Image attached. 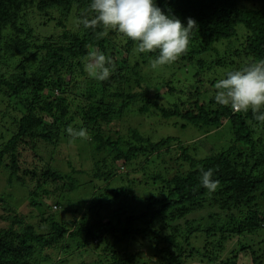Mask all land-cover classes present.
I'll return each mask as SVG.
<instances>
[{
	"label": "trees",
	"instance_id": "16d2710c",
	"mask_svg": "<svg viewBox=\"0 0 264 264\" xmlns=\"http://www.w3.org/2000/svg\"><path fill=\"white\" fill-rule=\"evenodd\" d=\"M89 3L0 0V264H264V124L213 100L218 79L264 59V0H156L195 26L186 53L155 70L157 53L80 24ZM89 51L111 61L108 79L88 76ZM128 111L224 143L200 157Z\"/></svg>",
	"mask_w": 264,
	"mask_h": 264
},
{
	"label": "clouds",
	"instance_id": "9594fccd",
	"mask_svg": "<svg viewBox=\"0 0 264 264\" xmlns=\"http://www.w3.org/2000/svg\"><path fill=\"white\" fill-rule=\"evenodd\" d=\"M86 14L80 20L85 29L102 25L107 35L115 30L136 45L137 55L155 52L151 68L158 69L175 63L188 49L190 32L195 21L187 23L170 16L157 6L156 0H90ZM84 70L97 81H104L111 74V61L97 51H89L84 58ZM214 102L228 107L234 113L253 114L259 124H264V59L228 71L214 85ZM83 134V132H82ZM201 186L215 192L219 181L213 179L212 170L202 171Z\"/></svg>",
	"mask_w": 264,
	"mask_h": 264
},
{
	"label": "rangeland",
	"instance_id": "374dc122",
	"mask_svg": "<svg viewBox=\"0 0 264 264\" xmlns=\"http://www.w3.org/2000/svg\"><path fill=\"white\" fill-rule=\"evenodd\" d=\"M70 27V25H69ZM243 30L242 25L238 26V35L235 38H232V45H237V43H239L240 40V32ZM223 48V46H222ZM122 50V49H121ZM124 51V50H123ZM183 78L185 79V77L183 76ZM182 78V79H183ZM186 80H183L182 82H176L178 83L179 86H185L186 91L189 90V82H185ZM162 85L158 84L156 86L157 90L163 91L164 89H161ZM5 107V105H3L0 102V109L3 110V108ZM6 109V107H5ZM4 109V110H5ZM17 115H19V111H16ZM126 118L129 119V123L133 126H137L139 128H141V130L144 132V134H149L151 136L152 139L158 140L160 138H162L163 136H172V137H176L178 140H181L184 143H189L192 144L193 142H195L197 145H199V153L198 155L200 157L204 156L206 154V150H209V148L214 147L215 149H219L220 144H223L224 142V138L220 139V138H216L213 135H215L216 133H213V131L211 130L210 134H204L201 130L197 129L194 126L191 125H187L186 127H181L180 125V121H176V123H174L175 121H163L160 120L159 118H153L151 120L145 121V122H139L137 119H134L130 116L129 111L126 112ZM115 127L116 130L120 129L121 134L125 133V129H124V125L123 122L120 121L119 119L114 120L111 123V127ZM110 130V126L107 129V131L109 132ZM226 140V138H225ZM203 143V144H202ZM220 143V144H219ZM78 146V144H77ZM84 156H87V154L82 153ZM29 161V160H27ZM89 168V167H87ZM123 172H125V174L127 175V179H136L139 182H141L143 180V178L141 177L142 171L140 172H135V171H131L130 173H128V171L124 170ZM0 175H1V169H0ZM102 187H104L105 183L100 184ZM143 185H138L135 186V190L140 191L142 189ZM10 188V187H9ZM11 189V188H10ZM87 197V192L84 191V193H76L73 196V199L78 200L80 198H86ZM136 204V201L133 202V206ZM138 204V203H137ZM136 204V205H137ZM22 211L24 212V205H21ZM203 214V212L197 213V216H201ZM195 216V217H197ZM190 218V217H189ZM264 237V234L262 236V238ZM252 238V237H251ZM195 245H202L200 241L195 242ZM55 258V257H54ZM58 257H56L57 259ZM73 260V259H72ZM190 264V263H189ZM245 264H249V262H246Z\"/></svg>",
	"mask_w": 264,
	"mask_h": 264
}]
</instances>
